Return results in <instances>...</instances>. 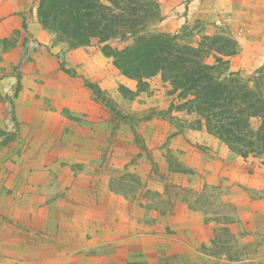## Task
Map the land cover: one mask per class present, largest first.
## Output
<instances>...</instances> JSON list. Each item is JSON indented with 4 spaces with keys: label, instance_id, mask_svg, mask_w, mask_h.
<instances>
[{
    "label": "rangeland",
    "instance_id": "374dc122",
    "mask_svg": "<svg viewBox=\"0 0 264 264\" xmlns=\"http://www.w3.org/2000/svg\"><path fill=\"white\" fill-rule=\"evenodd\" d=\"M14 1L0 14L3 261L264 264L263 158L243 157L198 127L196 113L176 108L183 100L161 73L140 84L98 40L80 45L41 24L36 36L38 0L23 11ZM157 1L160 17L145 32L177 33L204 49L208 37L220 38L206 61L215 62L216 45L234 46L219 70L254 84L264 69V0ZM35 166L56 173L40 177L44 192L33 191L48 200L23 201V190L14 201L11 173Z\"/></svg>",
    "mask_w": 264,
    "mask_h": 264
},
{
    "label": "trees",
    "instance_id": "16d2710c",
    "mask_svg": "<svg viewBox=\"0 0 264 264\" xmlns=\"http://www.w3.org/2000/svg\"><path fill=\"white\" fill-rule=\"evenodd\" d=\"M37 15L45 29L80 45L98 40L104 55L140 84L161 73L173 87L171 94L183 100L176 108L196 113L198 127L205 126L243 157L264 160V69L257 71L253 85L228 67L220 71L225 56L236 54L234 46L216 45L215 62L210 63L209 51L220 38L208 37L212 46L204 49L203 44L181 43L177 33L145 32L160 17L157 0H38ZM111 38L133 40L117 48L108 42ZM20 86L19 76L15 96ZM252 118L260 119L257 128Z\"/></svg>",
    "mask_w": 264,
    "mask_h": 264
},
{
    "label": "crops",
    "instance_id": "0c3cea01",
    "mask_svg": "<svg viewBox=\"0 0 264 264\" xmlns=\"http://www.w3.org/2000/svg\"><path fill=\"white\" fill-rule=\"evenodd\" d=\"M19 2L18 3V10H24L25 7L28 5V1L29 0H17ZM15 3L14 0H0V14H2V10L4 8H8L9 7V4L12 6L13 4ZM33 20V26H34V29H35V32L32 31L34 34H36V36H41L44 34V30L42 29L40 23H38V20H37V17L36 15L33 16L32 18ZM210 135H206V138H208ZM214 139V138H213ZM36 168H39V169H35V171H33L31 174L30 172L29 173H25V172H22L20 170H15L14 172L11 173V175L13 176V178H16V181L14 182V184L11 185V188H13L15 196H16V199H14V201H18L19 198H18V194L17 193H20L21 191L23 190H27V194L24 195V200H31V201H34V200H42V202H46L49 198V197H46V196H41V195H36L35 192L33 191H39V192H44L47 188V186L49 185V183L47 181L43 182L44 179H41L40 177L41 176H44V177H50V176H55V174H51V171L50 170H47V168L45 169H42L38 166H35ZM6 171L3 170V171H0V174L1 176H6ZM57 172V171H56ZM53 173V172H52ZM28 179V180H27ZM30 192H33V193H30ZM59 202H60V199H59ZM18 203V202H16ZM55 204L54 200H52L51 204ZM49 204V205H51ZM65 203L63 202L62 205H64ZM55 234V237L57 235V246L59 247V250H60V246H61V233L60 232H54ZM62 239H65V236L62 234ZM3 253H4V250H2L0 248V264H6L5 261H3ZM65 253H64V257H65Z\"/></svg>",
    "mask_w": 264,
    "mask_h": 264
}]
</instances>
